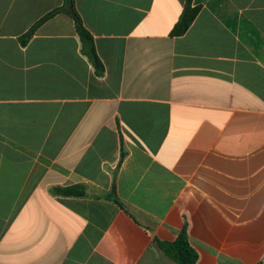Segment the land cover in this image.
I'll use <instances>...</instances> for the list:
<instances>
[{"label":"crops","instance_id":"0c3cea01","mask_svg":"<svg viewBox=\"0 0 264 264\" xmlns=\"http://www.w3.org/2000/svg\"><path fill=\"white\" fill-rule=\"evenodd\" d=\"M0 0V264H264V0ZM83 187L84 196L54 188ZM114 198L118 201L115 202Z\"/></svg>","mask_w":264,"mask_h":264},{"label":"trees","instance_id":"16d2710c","mask_svg":"<svg viewBox=\"0 0 264 264\" xmlns=\"http://www.w3.org/2000/svg\"><path fill=\"white\" fill-rule=\"evenodd\" d=\"M200 9V6L192 5V0H187L178 21L171 31V36L178 37L184 35L194 22ZM59 13H65L72 17L82 44V51L88 57L98 73H102L104 69L103 64L96 53L94 40L88 30L84 27L82 19L75 8V0H64L61 7L53 10L41 18L26 34L21 37L22 44L26 45L42 24ZM52 192L56 195L64 196H84L85 194L83 187L79 186L54 188ZM114 201L118 202L115 198ZM157 243L159 248L177 264H196L198 261L199 255L189 241L187 224L183 226L175 241H158Z\"/></svg>","mask_w":264,"mask_h":264}]
</instances>
